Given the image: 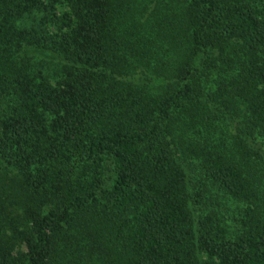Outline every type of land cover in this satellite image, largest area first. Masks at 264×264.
I'll use <instances>...</instances> for the list:
<instances>
[{
	"label": "trees",
	"instance_id": "obj_1",
	"mask_svg": "<svg viewBox=\"0 0 264 264\" xmlns=\"http://www.w3.org/2000/svg\"><path fill=\"white\" fill-rule=\"evenodd\" d=\"M0 264H264V0H0Z\"/></svg>",
	"mask_w": 264,
	"mask_h": 264
}]
</instances>
